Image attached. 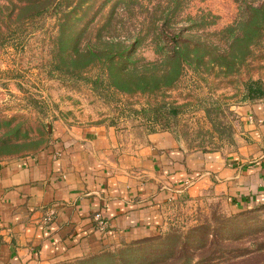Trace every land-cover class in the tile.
<instances>
[{
	"label": "rangeland",
	"instance_id": "374dc122",
	"mask_svg": "<svg viewBox=\"0 0 264 264\" xmlns=\"http://www.w3.org/2000/svg\"><path fill=\"white\" fill-rule=\"evenodd\" d=\"M175 1L71 0L56 9L52 0H0V162L45 147L56 121L105 127L128 145L167 132L188 151L238 148L240 107L254 100L247 84L264 81V0H183L172 10ZM168 15L165 33L185 27L178 57L157 36ZM98 33L139 43L102 66L85 49ZM77 41L86 53L75 52ZM53 264H264V208L184 204L159 235Z\"/></svg>",
	"mask_w": 264,
	"mask_h": 264
},
{
	"label": "crops",
	"instance_id": "0c3cea01",
	"mask_svg": "<svg viewBox=\"0 0 264 264\" xmlns=\"http://www.w3.org/2000/svg\"><path fill=\"white\" fill-rule=\"evenodd\" d=\"M240 108V146L226 152L188 151L167 132L128 145L105 127L56 121L45 147L0 162V264H53L142 242L166 230L172 209L184 204L259 207L264 98Z\"/></svg>",
	"mask_w": 264,
	"mask_h": 264
},
{
	"label": "trees",
	"instance_id": "16d2710c",
	"mask_svg": "<svg viewBox=\"0 0 264 264\" xmlns=\"http://www.w3.org/2000/svg\"><path fill=\"white\" fill-rule=\"evenodd\" d=\"M30 1V0H29ZM80 1V0H79ZM176 3H174V7L172 10H175L178 6L177 4H181L183 0H176ZM29 3V2H28ZM71 3V0H52V7L58 9L61 4H65V6L69 5ZM40 10V9H39ZM62 10V11H61ZM61 11V12H60ZM57 12H60V16L62 18H67L72 14V10L66 11L63 9L57 10ZM114 12H112L113 15ZM172 16L168 15L162 19H159V23H162V25L157 24V36L162 38L164 42H166V48L168 53H170L173 57H178V55L181 54L182 52V45L183 41L185 40L183 37L185 27H177L176 25L173 26L172 31L170 33H165V28L169 27L172 25ZM160 25V26H159ZM109 35H102V33H98V42H100L98 45L93 46L91 43L92 41L89 39L87 42V46L85 49H88L89 53H97L95 56H100V64L102 66H112L114 64H117L119 60H122L123 58L126 59L125 57H129L135 50L136 46L139 43V38H136L133 42L128 44L127 42L128 38L127 36L121 37V36H115L112 33H108ZM124 38V39H121ZM79 42L77 41L76 46H75V52L78 54H84L86 52H81V49L79 48ZM80 51V53H79ZM102 55V56H101ZM81 56V55H80ZM171 56V57H172ZM128 67H126L127 69ZM85 78V77H84ZM90 82H98L97 79H88ZM111 84V83H110ZM247 89L248 92L250 93L251 99H258V98H264V81L261 79L258 80H250L247 84ZM258 208H264V203L260 205ZM256 209V208H254ZM253 210V209H250ZM245 211H239V212H246ZM262 245V244H261ZM259 245V248L256 249L255 251H261L263 248L262 246ZM254 251V252H255ZM252 253V251L245 250L244 254ZM216 254V251L214 252ZM212 254L211 256H213Z\"/></svg>",
	"mask_w": 264,
	"mask_h": 264
},
{
	"label": "built area",
	"instance_id": "2783aa9c",
	"mask_svg": "<svg viewBox=\"0 0 264 264\" xmlns=\"http://www.w3.org/2000/svg\"><path fill=\"white\" fill-rule=\"evenodd\" d=\"M54 215V211H50L47 213V216H46V221L49 222L52 220V217ZM98 221H99V227L102 229V230H105L106 228V221H104L103 219H101L100 217H98ZM1 228H0V237H1Z\"/></svg>",
	"mask_w": 264,
	"mask_h": 264
}]
</instances>
